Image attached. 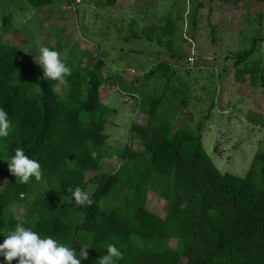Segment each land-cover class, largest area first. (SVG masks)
Returning <instances> with one entry per match:
<instances>
[{"label":"trees","instance_id":"obj_1","mask_svg":"<svg viewBox=\"0 0 264 264\" xmlns=\"http://www.w3.org/2000/svg\"><path fill=\"white\" fill-rule=\"evenodd\" d=\"M27 1L35 7L55 3ZM142 34L164 43L168 30L145 27ZM255 49L253 39L251 48L233 56L235 79L245 82L248 77L252 87L264 81L261 61L247 64ZM82 53L77 44L70 48L64 62L72 72L58 93L59 82L45 79L35 59L15 43L0 42V107L13 126L0 141V157L23 148L43 172L41 181L22 184L0 160V233L30 227L70 244L78 256L86 249L80 264H97L108 244L122 251L118 264H178L181 259L185 264H264V150L254 154L245 175L221 172L202 143L208 115L195 129L185 125L173 130L176 112L163 107V96L133 82L123 86L119 76L110 75L139 98L138 109L146 119L130 128L142 150L129 144L118 149L121 163L108 170L105 128L115 110L101 98L105 62L100 58L83 65ZM167 53L174 58L171 42ZM147 76L169 82L173 65L161 60ZM90 186L94 203L76 206L67 189L86 192ZM150 191L165 200L163 217L147 208ZM12 206L25 207L21 218L13 215ZM5 238L0 234V243ZM0 264H6L2 256Z\"/></svg>","mask_w":264,"mask_h":264},{"label":"rangeland","instance_id":"obj_2","mask_svg":"<svg viewBox=\"0 0 264 264\" xmlns=\"http://www.w3.org/2000/svg\"><path fill=\"white\" fill-rule=\"evenodd\" d=\"M3 1L0 42L15 43L35 60L41 45H51L62 61L77 44L84 52L83 65L100 58L105 62L101 98L115 110L105 128L110 151L108 170H115L121 163L118 149L129 144L142 150L130 128L146 118L138 109L139 98L122 89L131 82L163 96L162 106L176 112L173 130L185 125L195 129L208 115L201 130L202 143L221 172L245 175L254 154L264 150V81L256 87L249 84L248 77L238 82L233 58L237 52L251 48L255 39L256 49L247 64L259 59L264 67V0H55L47 6L56 9L54 14L39 25L41 30L36 33L24 32L28 28L22 26L25 15L32 11L20 9L16 11L18 17L12 19L9 12L1 10L6 5ZM27 6L31 8L29 3ZM145 27L168 30L162 37L164 43L148 41L142 34ZM170 42L173 59L167 53ZM161 60L173 65L169 82L160 76H147ZM110 75L119 76L122 85ZM66 87L58 83L56 90L62 93ZM3 184L1 179L0 189ZM91 190L92 186L86 192L90 194ZM146 205L164 216L166 202L158 193L150 191ZM11 211L21 218L25 207L12 206ZM170 244L175 246V240ZM185 263L181 259L178 264Z\"/></svg>","mask_w":264,"mask_h":264},{"label":"clouds","instance_id":"obj_3","mask_svg":"<svg viewBox=\"0 0 264 264\" xmlns=\"http://www.w3.org/2000/svg\"><path fill=\"white\" fill-rule=\"evenodd\" d=\"M35 13L27 16L26 22H31ZM43 70L44 78L66 84V77L72 70L60 59V54L47 47L39 48V56L35 61ZM13 126L8 113L0 107V141L5 140L12 133ZM97 156L96 152L91 153ZM0 160L7 162L9 172L22 184H28L33 178L41 181L43 172L37 160L29 158L23 148H17L12 156H2ZM71 192L76 206H91L94 201L90 195L80 187L67 189ZM5 239L0 243V256L6 264L18 259V264H80L84 258V251L77 255L76 249L70 244L60 243L52 236L42 235L30 227L17 226L14 230L3 233ZM84 249V248H83ZM123 259L122 251L115 244L107 245V253L101 255L97 264H118Z\"/></svg>","mask_w":264,"mask_h":264},{"label":"crops","instance_id":"obj_4","mask_svg":"<svg viewBox=\"0 0 264 264\" xmlns=\"http://www.w3.org/2000/svg\"><path fill=\"white\" fill-rule=\"evenodd\" d=\"M6 5H5V8L2 7L1 10L2 11H6V12H9V15H10V18L14 19V18H17L18 16L16 15V11L18 10H30L32 11V13H35V15L33 16V20L31 22H25L23 23V27L26 29L28 28V30H24V32H27V33H36L39 31V29L41 30V26L39 28V25L43 23V21L46 19V18H49L50 15L52 16L54 14V10L56 9H50L48 8L47 6H41V7H35L33 5H31L27 0H4L3 1ZM55 2V0H54ZM15 3V5H14ZM30 4L31 5V8L29 6H27V4ZM113 3H115V1H113ZM110 5H114L115 4H110ZM50 11H52L51 13H49ZM30 15V14H28ZM28 15H25V17L27 18ZM43 26V25H42ZM30 27H32L30 29ZM23 32V30H22ZM123 56H120L119 58L123 59L122 58Z\"/></svg>","mask_w":264,"mask_h":264},{"label":"built area","instance_id":"obj_5","mask_svg":"<svg viewBox=\"0 0 264 264\" xmlns=\"http://www.w3.org/2000/svg\"><path fill=\"white\" fill-rule=\"evenodd\" d=\"M133 96H136L135 94H132ZM137 97V96H136Z\"/></svg>","mask_w":264,"mask_h":264}]
</instances>
